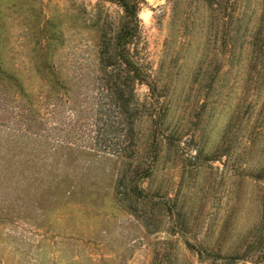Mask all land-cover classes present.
I'll use <instances>...</instances> for the list:
<instances>
[{"label": "rangeland", "instance_id": "1", "mask_svg": "<svg viewBox=\"0 0 264 264\" xmlns=\"http://www.w3.org/2000/svg\"><path fill=\"white\" fill-rule=\"evenodd\" d=\"M130 2L115 116L121 6L0 0V264H264V0Z\"/></svg>", "mask_w": 264, "mask_h": 264}, {"label": "trees", "instance_id": "2", "mask_svg": "<svg viewBox=\"0 0 264 264\" xmlns=\"http://www.w3.org/2000/svg\"><path fill=\"white\" fill-rule=\"evenodd\" d=\"M124 10L129 22L119 32L114 47L104 45L100 51V65L104 75L100 80L102 90L107 95L108 105L117 109L115 116L121 114V107L127 105L124 85L130 84V96L134 97V87L145 81V72L130 55V46L138 30L137 7L130 0H115Z\"/></svg>", "mask_w": 264, "mask_h": 264}]
</instances>
